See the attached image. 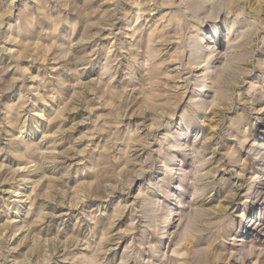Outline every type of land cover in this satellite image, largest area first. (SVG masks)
Listing matches in <instances>:
<instances>
[{
    "label": "rangeland",
    "instance_id": "rangeland-1",
    "mask_svg": "<svg viewBox=\"0 0 264 264\" xmlns=\"http://www.w3.org/2000/svg\"><path fill=\"white\" fill-rule=\"evenodd\" d=\"M0 264H264V0H0Z\"/></svg>",
    "mask_w": 264,
    "mask_h": 264
},
{
    "label": "bare ground",
    "instance_id": "bare-ground-1",
    "mask_svg": "<svg viewBox=\"0 0 264 264\" xmlns=\"http://www.w3.org/2000/svg\"><path fill=\"white\" fill-rule=\"evenodd\" d=\"M18 193V192H17ZM12 221V220H11Z\"/></svg>",
    "mask_w": 264,
    "mask_h": 264
}]
</instances>
